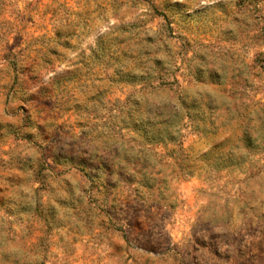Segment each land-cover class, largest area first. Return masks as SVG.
I'll use <instances>...</instances> for the list:
<instances>
[{
	"label": "clouds",
	"instance_id": "1",
	"mask_svg": "<svg viewBox=\"0 0 264 264\" xmlns=\"http://www.w3.org/2000/svg\"><path fill=\"white\" fill-rule=\"evenodd\" d=\"M0 264H264V0H0Z\"/></svg>",
	"mask_w": 264,
	"mask_h": 264
}]
</instances>
